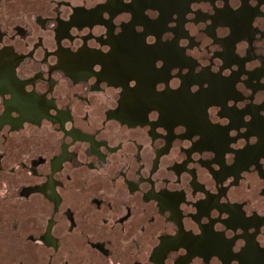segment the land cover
Wrapping results in <instances>:
<instances>
[{
	"label": "flooded vegetation",
	"instance_id": "af4514ba",
	"mask_svg": "<svg viewBox=\"0 0 264 264\" xmlns=\"http://www.w3.org/2000/svg\"><path fill=\"white\" fill-rule=\"evenodd\" d=\"M0 264H264V0H0Z\"/></svg>",
	"mask_w": 264,
	"mask_h": 264
},
{
	"label": "snow or ice",
	"instance_id": "6c2138e0",
	"mask_svg": "<svg viewBox=\"0 0 264 264\" xmlns=\"http://www.w3.org/2000/svg\"><path fill=\"white\" fill-rule=\"evenodd\" d=\"M156 67H159V65H156ZM129 79L132 80V87H135L139 84V81L137 79H135L133 77H129Z\"/></svg>",
	"mask_w": 264,
	"mask_h": 264
}]
</instances>
